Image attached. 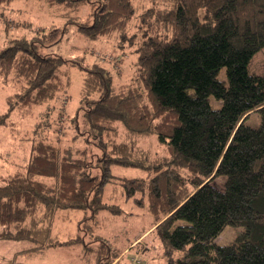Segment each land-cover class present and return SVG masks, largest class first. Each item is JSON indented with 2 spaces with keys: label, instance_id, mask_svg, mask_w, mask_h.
<instances>
[{
  "label": "trees",
  "instance_id": "trees-1",
  "mask_svg": "<svg viewBox=\"0 0 264 264\" xmlns=\"http://www.w3.org/2000/svg\"><path fill=\"white\" fill-rule=\"evenodd\" d=\"M41 1L86 7L84 19L69 16L68 23L90 39L132 47L137 70L125 82L101 59L84 64L83 55L42 51L59 41L57 28L12 35L3 18L0 77L13 92L0 127L13 128L11 114L30 117L41 105L55 125L39 134L33 128L26 161L0 170V240L24 243L11 264L19 252L74 247L86 262L113 263L121 251L96 227L102 212H121L118 199L151 215L153 228L138 237L158 239L164 264H264V74L248 70L264 46V0ZM68 66L83 71L71 119L81 146L74 149L58 133L64 106L56 114L47 109L66 95ZM210 96L221 100L218 107ZM254 110L256 127L245 123ZM150 136L161 150L140 142ZM114 166L143 174L116 175ZM218 176L222 187L212 183ZM229 224L239 234L217 243ZM85 235L94 236L92 246Z\"/></svg>",
  "mask_w": 264,
  "mask_h": 264
},
{
  "label": "rangeland",
  "instance_id": "rangeland-1",
  "mask_svg": "<svg viewBox=\"0 0 264 264\" xmlns=\"http://www.w3.org/2000/svg\"><path fill=\"white\" fill-rule=\"evenodd\" d=\"M86 13V7L76 10L64 6H49L41 0H13L8 5H0V48L6 44L5 40L7 37L4 33V17L12 23L7 30L11 31L12 35L26 33L32 27L53 26L57 28L56 38H59V41L53 44L49 43L46 47H43L42 51L58 53L65 57L83 55L84 60L82 62L84 64L92 60L101 59L102 63L109 67L114 74L115 71L118 73L117 75L115 74L118 80L125 82L132 80L137 70L132 47H127L126 45L118 46L115 39H90L78 31L75 23H68L69 21H67L69 16L74 17L75 15L79 19H84ZM25 21L28 23L23 25ZM15 22L19 23L16 24ZM21 27H24V29ZM64 27L66 28L65 31ZM68 67L70 84L66 89V95L61 96L59 101H52L50 105L48 104L50 107L47 109L50 114L53 112L56 114L59 107L64 106L67 114L60 125L61 130H58V133L61 135L62 140L69 143V146L74 149L77 146H81V142L75 141V138L78 139L77 136L73 137L75 130L72 127L71 119L79 103V90L82 84L83 71L76 66ZM248 70L264 74V46L251 56L248 62ZM217 77L219 79L225 78L224 68L218 71ZM11 85V83L4 84L0 77V112L5 111L7 107L5 98L13 92ZM209 102L212 107H218L221 100L210 96ZM43 108V105L35 107L33 115L25 118H19L17 113H13L11 114V119L14 122L13 128L0 127L1 171L5 169L14 170L15 165L26 161L29 154V141L35 136L34 132L32 133L33 128L39 134L50 132L55 126L48 122V118L45 120L44 114L40 113ZM80 117L81 114L79 113L78 120L83 123ZM39 120L40 123L38 122ZM259 122L260 114L256 110L252 111L245 120V123L252 127L258 126ZM36 123L38 124L36 125ZM34 124L36 125L35 127H33ZM47 125L49 127L45 129ZM140 142L143 144L151 142L153 148L161 150V146L155 143L153 136L142 138ZM91 148V145L87 146L89 151H91ZM112 171L120 176L143 174L139 169L129 167L114 166ZM223 182L224 179L221 176L214 178L212 181L218 187H222ZM118 202L121 212L118 214L102 212L99 217V224L96 227L99 236L109 238L110 243L121 251L119 259L114 260L115 264H164L158 239L151 233L145 237L141 235V239L138 237L144 230H147L146 234L153 228V225L149 228L151 215L144 207H137L130 200L118 199ZM56 224H59V220H57ZM240 230V226L226 225L215 241L219 244H227L239 234ZM70 231H75L73 226L70 227ZM137 237V242L131 243ZM85 239L91 246L95 243L92 241V239L94 240L93 235H91V238L85 235ZM23 245L22 241L0 240V264H11L15 251ZM125 249L126 251H124ZM79 255L78 247L68 250L53 248L47 250L43 256H28L19 252L15 254V262L17 264H85L84 259L79 260ZM93 263L91 261L90 264Z\"/></svg>",
  "mask_w": 264,
  "mask_h": 264
},
{
  "label": "crops",
  "instance_id": "crops-1",
  "mask_svg": "<svg viewBox=\"0 0 264 264\" xmlns=\"http://www.w3.org/2000/svg\"><path fill=\"white\" fill-rule=\"evenodd\" d=\"M49 249H51V248H49ZM49 249H47V250H49ZM61 249H63V248H61ZM47 250H46V252H47ZM46 252H45V253H46ZM45 253H44V254H45ZM44 254H43V255H44ZM43 255H42V256H43ZM82 259H83V258L80 257V255H79V260L81 261ZM84 261H85V260H84ZM90 263H91V261H90V262H86V261H85V264H90ZM93 264H94V263H93Z\"/></svg>",
  "mask_w": 264,
  "mask_h": 264
}]
</instances>
